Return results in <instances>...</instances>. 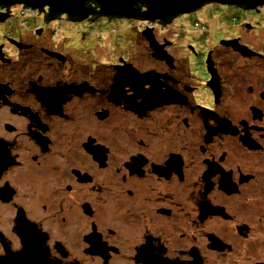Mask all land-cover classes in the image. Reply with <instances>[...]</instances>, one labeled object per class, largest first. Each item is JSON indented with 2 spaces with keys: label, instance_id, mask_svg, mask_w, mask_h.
<instances>
[{
  "label": "flooded vegetation",
  "instance_id": "1",
  "mask_svg": "<svg viewBox=\"0 0 264 264\" xmlns=\"http://www.w3.org/2000/svg\"><path fill=\"white\" fill-rule=\"evenodd\" d=\"M67 1L0 0V264H264V5L171 50Z\"/></svg>",
  "mask_w": 264,
  "mask_h": 264
},
{
  "label": "water",
  "instance_id": "2",
  "mask_svg": "<svg viewBox=\"0 0 264 264\" xmlns=\"http://www.w3.org/2000/svg\"><path fill=\"white\" fill-rule=\"evenodd\" d=\"M103 4V12L108 15H118L128 18H136L146 22H153L160 20L162 23L167 22L171 17H175L180 14H190L195 9L200 8L204 3L208 1L220 2L228 5L245 6L247 9L255 8L260 5H264V0H98ZM142 2L148 7V11L141 12L134 5L137 2ZM63 5L53 7V12H68L75 15V11L72 10L71 4L67 0L63 2ZM164 4H168L165 6ZM34 8V7H33ZM149 32L152 34L150 35ZM148 38L150 46L156 57L163 60V50L166 45H160L153 35V29H147L144 32ZM20 255H18L19 257ZM8 264V263H3Z\"/></svg>",
  "mask_w": 264,
  "mask_h": 264
},
{
  "label": "rangeland",
  "instance_id": "3",
  "mask_svg": "<svg viewBox=\"0 0 264 264\" xmlns=\"http://www.w3.org/2000/svg\"><path fill=\"white\" fill-rule=\"evenodd\" d=\"M240 17L243 18L247 17V19L250 18L248 17V15L243 14V12H241L238 8L234 6H224V5H213L211 7L205 8L204 11L202 12L185 15L179 20V25H181L182 29L180 30V32H178V34H175L177 32H173L169 30L166 31L167 35L169 33H172L174 36H176V37H172L171 35L169 36L170 40L174 41L177 44L176 49H171V50H185V45L180 44V42H183V40L184 41L188 40L190 43L194 44L192 46L194 50H202L201 48L203 46L201 47L200 45H203L204 42L209 39V29L212 30V28L208 26L209 29L206 31V29H204V26H206V24L209 25V23H211V25H213L212 22L214 19H216V24H221L224 22L226 18H228L230 21V26L231 24H233L235 28H237L238 27L237 23L239 22V20L234 21V18H240ZM261 19L262 17L259 16L257 22L261 21ZM20 20L21 23L25 24L24 25L25 27L35 24V17L32 16V14L30 13H28L25 17H22ZM215 27L217 26L215 25ZM223 27L224 24L220 26V28ZM124 31L125 33L129 32V34L133 36L130 37V41L128 44H131L134 50H149L148 44L143 38V36L139 34L137 35V33L132 31V29L130 30L127 25H125ZM156 32H157L156 35L158 37H162L164 34H166L160 28H157ZM262 32H264V30ZM103 34H105V37H107L106 32H103ZM259 35L263 37L264 33H260ZM115 37H116V41L120 43L119 35L116 34ZM12 39L14 42H16L15 35L12 36ZM102 50H110V49L109 47H106L105 49L102 48ZM146 56L147 55L145 54V52L142 51L141 57L142 59H144V61L147 62L148 58Z\"/></svg>",
  "mask_w": 264,
  "mask_h": 264
},
{
  "label": "bare ground",
  "instance_id": "4",
  "mask_svg": "<svg viewBox=\"0 0 264 264\" xmlns=\"http://www.w3.org/2000/svg\"><path fill=\"white\" fill-rule=\"evenodd\" d=\"M148 25H150V23H148Z\"/></svg>",
  "mask_w": 264,
  "mask_h": 264
}]
</instances>
